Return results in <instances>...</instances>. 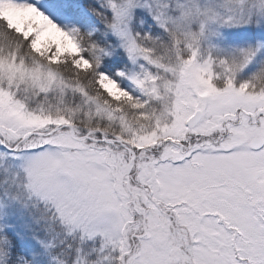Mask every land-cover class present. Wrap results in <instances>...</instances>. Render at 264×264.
Instances as JSON below:
<instances>
[{"label":"snow or ice","instance_id":"obj_1","mask_svg":"<svg viewBox=\"0 0 264 264\" xmlns=\"http://www.w3.org/2000/svg\"><path fill=\"white\" fill-rule=\"evenodd\" d=\"M0 264H264V0H0Z\"/></svg>","mask_w":264,"mask_h":264}]
</instances>
